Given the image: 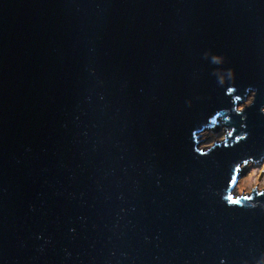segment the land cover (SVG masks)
<instances>
[{
    "label": "water",
    "instance_id": "obj_1",
    "mask_svg": "<svg viewBox=\"0 0 264 264\" xmlns=\"http://www.w3.org/2000/svg\"><path fill=\"white\" fill-rule=\"evenodd\" d=\"M263 158L264 0H0V264H264Z\"/></svg>",
    "mask_w": 264,
    "mask_h": 264
},
{
    "label": "rangeland",
    "instance_id": "obj_2",
    "mask_svg": "<svg viewBox=\"0 0 264 264\" xmlns=\"http://www.w3.org/2000/svg\"><path fill=\"white\" fill-rule=\"evenodd\" d=\"M258 185L259 188L256 191H261L264 189V159L262 162L249 166L244 173L238 179V183L235 187L234 194L241 192H251L253 186Z\"/></svg>",
    "mask_w": 264,
    "mask_h": 264
},
{
    "label": "flooded vegetation",
    "instance_id": "obj_3",
    "mask_svg": "<svg viewBox=\"0 0 264 264\" xmlns=\"http://www.w3.org/2000/svg\"><path fill=\"white\" fill-rule=\"evenodd\" d=\"M264 159V158H263ZM262 162V161H261ZM258 163H260V162H258L257 160L256 161H251V160H248V161H246V164H250L249 166H251V165H256V164H258ZM238 183V180L235 182V185ZM236 187V186H235ZM253 187H258V185H255V186H253ZM259 188V187H258ZM260 189H262V188H260Z\"/></svg>",
    "mask_w": 264,
    "mask_h": 264
},
{
    "label": "clouds",
    "instance_id": "obj_4",
    "mask_svg": "<svg viewBox=\"0 0 264 264\" xmlns=\"http://www.w3.org/2000/svg\"><path fill=\"white\" fill-rule=\"evenodd\" d=\"M214 59H218V58H214ZM234 189H235V187H234ZM256 189H260V188L255 187V190H256ZM263 190H264V189H263ZM263 190H261V191H263ZM252 191H253V190H252ZM252 191H251V192H252ZM261 191H257V192H261ZM234 192H235V190H234ZM234 192H233V195H234V196H237V195L242 194V193H244V194H250V193H251V192H241V193H237V195H235Z\"/></svg>",
    "mask_w": 264,
    "mask_h": 264
}]
</instances>
